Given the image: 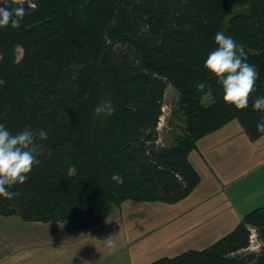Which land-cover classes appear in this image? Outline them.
Masks as SVG:
<instances>
[{
	"label": "trees",
	"instance_id": "obj_1",
	"mask_svg": "<svg viewBox=\"0 0 264 264\" xmlns=\"http://www.w3.org/2000/svg\"><path fill=\"white\" fill-rule=\"evenodd\" d=\"M21 2L19 28H0V123L13 133L45 129L48 138L37 135V163L23 185L10 189L14 198L0 197L1 216L87 230L126 202L173 205L201 182L189 158L201 138L232 121L250 140L264 135L256 128L264 112L251 107L264 95V0ZM221 30L244 45L258 73L246 109L226 103L204 68ZM202 81L213 95H202ZM168 86L180 94L186 127L163 145L158 125ZM104 99L115 111L97 117ZM250 227L261 251L240 255ZM147 264H264V207L205 249Z\"/></svg>",
	"mask_w": 264,
	"mask_h": 264
},
{
	"label": "crops",
	"instance_id": "obj_2",
	"mask_svg": "<svg viewBox=\"0 0 264 264\" xmlns=\"http://www.w3.org/2000/svg\"><path fill=\"white\" fill-rule=\"evenodd\" d=\"M189 158L201 176L199 186L189 197L167 207L144 202H126L120 207L143 212L132 219L136 227L132 238L137 244L127 246V251L120 232L124 230L118 227V221L107 229L115 240L109 245L110 255L104 256L107 234L91 244L89 238L95 234L87 231L92 229L66 230L61 223L27 222L18 216L0 215V264H146L164 256L207 248L220 238L211 234L220 217L217 211H210L205 220L202 203L218 205L220 199H227L233 206L243 208L246 202L239 200L246 192H255L253 198L257 201L264 199V135L253 141L239 123L233 128L224 127L201 138ZM118 232L120 236L116 238ZM82 240L85 242L77 245L79 248L70 247ZM63 244L68 245L67 252L60 249Z\"/></svg>",
	"mask_w": 264,
	"mask_h": 264
},
{
	"label": "clouds",
	"instance_id": "obj_3",
	"mask_svg": "<svg viewBox=\"0 0 264 264\" xmlns=\"http://www.w3.org/2000/svg\"><path fill=\"white\" fill-rule=\"evenodd\" d=\"M26 15V7L21 0H0V28L11 26L19 28ZM215 47L204 60V68L214 77L223 92V100L236 109H246L250 94L255 89L258 76L254 65L249 63L243 44L238 43L224 31L214 35ZM204 96L213 95V89L202 81L197 85ZM255 111L264 112V95L257 96L251 105ZM115 111L113 102L104 99L98 103L94 112L97 117L111 116ZM257 131L264 134V119L256 124ZM39 140H47L48 132L40 129L34 133L30 126L13 133L5 124L0 123V197L14 198L17 193L10 190L15 185H23L29 178L33 166L37 163ZM111 179L123 184L124 179L119 173H113ZM113 243L112 237L104 241Z\"/></svg>",
	"mask_w": 264,
	"mask_h": 264
},
{
	"label": "rangeland",
	"instance_id": "obj_4",
	"mask_svg": "<svg viewBox=\"0 0 264 264\" xmlns=\"http://www.w3.org/2000/svg\"><path fill=\"white\" fill-rule=\"evenodd\" d=\"M22 55H23V50L21 48H18L17 49L18 59H21ZM205 100H206V102H208L209 99L206 98ZM179 102H180V94L177 91V89H175L173 86H168L164 95H163V98H162L161 118H160V123L158 125L159 142L163 145L171 144V142L176 138L177 135H180L181 133H183V130L186 127L185 123H184L185 117L183 116L182 112L179 109ZM237 125H238L237 121H232L231 123L227 124L224 127L225 128L228 127V129H229V128H233ZM223 128H221V129H223ZM221 129H219V130H221ZM196 188L194 189V191L196 190ZM254 196H256L255 192H253L252 194L246 192L244 194V196H242L243 199L242 198H240V200L235 199V202H237L239 200L242 204H243V201L246 202L244 204L243 208L238 207V206H237L238 207L237 208L236 206H233V204L229 203V201L227 199H225V200L220 199L218 201V205L216 204V202L214 205L209 204V206H208V204H206L208 202H205L204 204L202 203L201 205H203L202 207L206 211V214L203 215L205 220L207 219V216H206L207 213L210 211H214L215 213L217 211V214L220 217L218 224L214 223L215 224L214 227L216 228V230L214 231V233H211V234H213L215 237L220 236V238H218V240L221 239L222 237L226 236L231 231H233L248 212H250L256 208L264 207V199L257 201L256 199L253 198ZM250 197H252V199L248 200ZM157 204L163 205V207L166 206V204H162V203H157ZM207 206L209 208H207ZM124 208H126V206L123 207V210H121V208L120 209L116 208L103 222H101L95 228H92V230H90V231L88 230L87 231L88 233L86 232L87 234H90V233L95 234V236H92L89 238V241L91 242V244H94L96 242V238L99 236L103 237L100 240L104 239L106 234L108 237H112V240H113V238L115 240V237H113L112 234L109 235V233L107 232V229L110 226L112 227V225L116 226V223H117L119 228L122 227V229L124 230V231H120V232H122V236H123L122 244L125 247L126 251L128 250L127 246L131 247L132 245L137 244V241H135L132 238L134 236L133 235L134 232L132 231V229L136 228V227H134V224H133L134 221L132 219H134V220L137 219L136 218L137 213L142 215L143 212H136L133 209H128V208H126L124 210ZM114 221H118V222L115 223ZM125 225H127L126 228L129 230V232L127 230L125 231V229H124ZM113 228H116V227H113ZM229 229H231V231L227 233V230H229ZM249 230H250L249 247L243 251H240L238 253L240 255H245V254L250 253V252H260L261 251L262 241L258 237V235L256 233V229L254 227H250ZM118 231H119V229H118ZM45 235H46V233H45ZM116 235H117L116 236V238H117L120 236V233L118 232ZM185 236H188L187 233H185ZM85 240H86V242L82 240V241L77 242L74 245L70 244V247L71 248H79V247H77V245L81 244L82 242H85V244L88 245L89 244L88 239H85ZM62 246L60 247L61 250H64L65 252H67V250H69L68 247L66 248V246H68L67 244H63ZM106 246H107L106 247L107 249L106 248H104V249H106L107 253H104V256L105 255L109 256L110 252H111L110 248L112 246H109L108 244H106ZM45 251H46V249H45ZM119 257H122V255ZM117 264H119V263H117Z\"/></svg>",
	"mask_w": 264,
	"mask_h": 264
}]
</instances>
